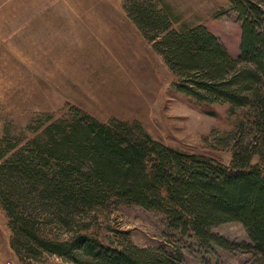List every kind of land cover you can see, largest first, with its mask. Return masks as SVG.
Masks as SVG:
<instances>
[{"label": "trees", "instance_id": "16d2710c", "mask_svg": "<svg viewBox=\"0 0 264 264\" xmlns=\"http://www.w3.org/2000/svg\"><path fill=\"white\" fill-rule=\"evenodd\" d=\"M240 21L232 56L203 24L177 30L158 0H124L128 18L198 103L246 109L234 132L231 161L179 150L154 139L137 120L101 121L73 106L44 112L0 136V206L21 258L47 252L77 264H183L179 247L116 246L88 233L82 215L119 204L159 212L165 226L201 247H238L213 231L237 221L264 264V2L230 0ZM67 227L56 237L49 224ZM28 254V253H27Z\"/></svg>", "mask_w": 264, "mask_h": 264}, {"label": "rangeland", "instance_id": "374dc122", "mask_svg": "<svg viewBox=\"0 0 264 264\" xmlns=\"http://www.w3.org/2000/svg\"><path fill=\"white\" fill-rule=\"evenodd\" d=\"M263 1L264 0H260ZM124 0H0V136L18 131L38 114L65 115L73 106L101 121L137 120L156 140L228 164L234 132L246 109L203 104L179 92L175 75L128 18ZM182 30L205 25L229 53L240 54V21L230 0H158ZM87 232L108 245L179 247L183 264H249L254 257L243 225L222 223L213 231L238 245L201 247L164 224L159 212L119 204L82 215ZM65 237L68 228L49 224ZM8 218L0 206V264H77L54 253L27 252L10 244Z\"/></svg>", "mask_w": 264, "mask_h": 264}]
</instances>
